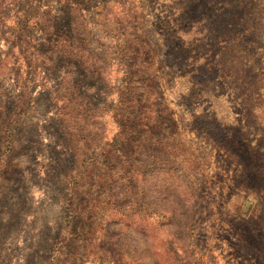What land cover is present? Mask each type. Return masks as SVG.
Listing matches in <instances>:
<instances>
[{
    "label": "rangeland",
    "instance_id": "rangeland-1",
    "mask_svg": "<svg viewBox=\"0 0 264 264\" xmlns=\"http://www.w3.org/2000/svg\"><path fill=\"white\" fill-rule=\"evenodd\" d=\"M63 1L0 0V264H264V0Z\"/></svg>",
    "mask_w": 264,
    "mask_h": 264
},
{
    "label": "trees",
    "instance_id": "trees-1",
    "mask_svg": "<svg viewBox=\"0 0 264 264\" xmlns=\"http://www.w3.org/2000/svg\"><path fill=\"white\" fill-rule=\"evenodd\" d=\"M56 1L60 5L58 10H56V12H59V15H53V18L54 17H55V19L61 18V21H62V20H64L66 18L65 16H68L70 14L71 9L68 8L70 5L66 1H63V0L62 1L61 0H56ZM61 15H63V16L60 17ZM68 22H69V20H68Z\"/></svg>",
    "mask_w": 264,
    "mask_h": 264
}]
</instances>
